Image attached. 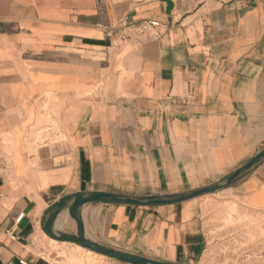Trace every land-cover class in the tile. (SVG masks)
I'll list each match as a JSON object with an SVG mask.
<instances>
[{
    "label": "crops",
    "instance_id": "crops-1",
    "mask_svg": "<svg viewBox=\"0 0 264 264\" xmlns=\"http://www.w3.org/2000/svg\"><path fill=\"white\" fill-rule=\"evenodd\" d=\"M208 196L264 212V0H0V264H200Z\"/></svg>",
    "mask_w": 264,
    "mask_h": 264
},
{
    "label": "rangeland",
    "instance_id": "rangeland-1",
    "mask_svg": "<svg viewBox=\"0 0 264 264\" xmlns=\"http://www.w3.org/2000/svg\"><path fill=\"white\" fill-rule=\"evenodd\" d=\"M202 207L208 247L200 264H264V212L212 196Z\"/></svg>",
    "mask_w": 264,
    "mask_h": 264
},
{
    "label": "water",
    "instance_id": "water-1",
    "mask_svg": "<svg viewBox=\"0 0 264 264\" xmlns=\"http://www.w3.org/2000/svg\"><path fill=\"white\" fill-rule=\"evenodd\" d=\"M261 159H262V156H259V157L255 158V159H253L251 162H249V163L245 164L244 166H242L239 170H237L233 175L229 176L224 181H221V182H219V183H217L215 185L209 186L207 188L195 191V192H193L191 194H188V195L178 196L175 199H173V201L174 202H180V201L187 200V199H190V198H194V197H197V196H201V195H204V194H212V193H215L217 191H220L225 186H230L236 179L241 177L245 172H247L249 169H251L254 165L258 164L261 161ZM106 197H111L115 201H119L120 200V198L117 195L107 194V193H103V194H100V195H93L91 197V199L106 198ZM151 202L162 203L164 201L163 200H158V199H153V200H151ZM80 206H81V204H78L75 207V209L73 210V216L75 218L77 217V212H78ZM24 223H25V221H23L22 225ZM82 246L87 248V249H91V250L95 251L96 253H99L98 249H92L88 245V243H86V242H83ZM101 254L109 256V257H112V258H114L116 260L123 261V262L128 263V264H140L143 261H145L144 259H141V258L126 257L125 255H123V254H121L119 252H116V251L115 252L102 251ZM146 262H148L150 264H152V263L153 264H162L160 262H152V261H146Z\"/></svg>",
    "mask_w": 264,
    "mask_h": 264
},
{
    "label": "built area",
    "instance_id": "built-area-1",
    "mask_svg": "<svg viewBox=\"0 0 264 264\" xmlns=\"http://www.w3.org/2000/svg\"><path fill=\"white\" fill-rule=\"evenodd\" d=\"M160 24L156 21H141L135 22L130 20L128 17L123 18L117 27L109 29L107 32V37L116 46H120L123 43L129 41L130 39L142 35L145 33L149 34V38L154 40L158 37L157 29ZM24 214L20 215L17 219V223L21 222ZM5 264H15L14 262H7ZM19 264H27L25 261H20Z\"/></svg>",
    "mask_w": 264,
    "mask_h": 264
},
{
    "label": "bare ground",
    "instance_id": "bare-ground-1",
    "mask_svg": "<svg viewBox=\"0 0 264 264\" xmlns=\"http://www.w3.org/2000/svg\"><path fill=\"white\" fill-rule=\"evenodd\" d=\"M236 206V205H235ZM236 208V207H235ZM53 244V243H51ZM52 249L58 256L66 258L73 264H102L103 258L95 252L89 251L82 247H72L67 249V245H59ZM74 246V245H73ZM50 259L49 256H47Z\"/></svg>",
    "mask_w": 264,
    "mask_h": 264
},
{
    "label": "trees",
    "instance_id": "trees-1",
    "mask_svg": "<svg viewBox=\"0 0 264 264\" xmlns=\"http://www.w3.org/2000/svg\"><path fill=\"white\" fill-rule=\"evenodd\" d=\"M101 252H102V250H99V253H101ZM146 263H147L146 261H143L141 264H146Z\"/></svg>",
    "mask_w": 264,
    "mask_h": 264
}]
</instances>
